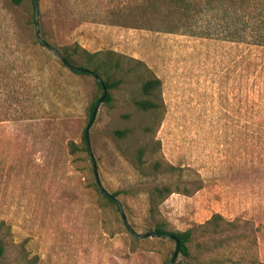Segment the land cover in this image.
<instances>
[{"label": "rangeland", "instance_id": "374dc122", "mask_svg": "<svg viewBox=\"0 0 264 264\" xmlns=\"http://www.w3.org/2000/svg\"><path fill=\"white\" fill-rule=\"evenodd\" d=\"M36 1L51 45L115 52L125 70L136 67L113 101L98 108L89 130L92 158L82 147L91 103L102 96L94 76L75 73L41 48L25 51L35 33L31 14L0 0V64L22 74L5 105L15 117L0 120V264H170L175 242L138 238L121 211L105 207L93 159L137 233L154 228L149 190L173 183L180 191L159 205L170 230L221 214L248 235L199 264H264V47L252 44L255 37L264 42V0L219 1L188 18L164 1L159 9L153 0ZM149 74L162 81L165 108L146 133L141 127L153 119L132 101ZM126 128V138L114 135ZM155 160L179 170L159 173ZM173 264L187 263L179 253Z\"/></svg>", "mask_w": 264, "mask_h": 264}, {"label": "trees", "instance_id": "16d2710c", "mask_svg": "<svg viewBox=\"0 0 264 264\" xmlns=\"http://www.w3.org/2000/svg\"><path fill=\"white\" fill-rule=\"evenodd\" d=\"M164 1L166 5H169L174 15H178L181 18L190 16L191 11L198 12L201 7L208 4H213L219 1L227 0H153L151 5L159 9L161 5L160 2ZM234 1V0H230ZM245 2V1H244ZM235 3V2H234ZM237 4V3H235ZM10 5L13 8H24L31 14V24L33 30H35V17L37 13V1L36 0H10ZM28 28V24L26 25ZM41 36L50 46L56 49V52L52 51L49 48H45L37 38L36 34L33 33L31 38V43L27 46H24L25 51H30L31 55L33 51L41 48L47 54L52 53L57 56L60 60L57 53L60 55L72 66H76L77 61H84V66L82 68L88 69L87 72H78L73 70L75 73L91 74L92 76L96 75L98 77L96 80L97 87L101 94L104 93V88H106L107 95L103 100V103L110 104L113 101L112 92L118 89L124 81V77L127 73L133 70L136 66L128 68L125 70L124 63L122 61V56L118 55L115 52H96L90 53L89 51L80 48L75 45L74 48L71 46H62L57 47L51 45L43 29L40 28ZM29 41V42H30ZM3 42V41H2ZM254 45L258 47H264V42H260L257 38H254ZM63 66L68 67L66 64L60 60ZM140 63V62H137ZM6 65V66H5ZM4 66L0 64V120H5L7 118L15 117L17 110L10 109L9 106L6 107L8 100L13 98L15 95V90L12 88L14 84L19 81V78L22 77V74L16 72L10 65V63L5 64ZM69 68V67H68ZM14 94V95H13ZM99 100V97L95 98L90 106V118L93 114L95 104ZM11 103V102H10ZM133 106L144 115H147L153 119L152 125L142 126L143 132H150L152 127H157L164 115V101L162 97V81L159 77L154 74H149L141 78L139 96L133 98ZM10 106H12L10 104ZM21 113V112H20ZM129 128L120 129L114 131V135L121 138H126L131 134ZM84 146L83 151H89L87 147L86 137L84 135ZM70 147L75 152L78 150V146L74 143L70 144ZM148 149L147 147H141L137 151V168L143 170L145 162L143 157L146 155ZM153 169L159 173L168 174L170 176L176 175L177 167L170 164H163L159 160H155L152 165ZM95 189L102 196L105 207H115L117 211H120L118 206L117 196L119 193H110L113 197H110L104 194L96 180L94 183ZM184 194L189 193L187 188H184ZM180 191V188H173V183L161 184L152 187L148 192L149 200V215L153 220V229L151 233H155L160 238H167L175 244L179 243V253L185 259L187 264H199L201 258L210 252L211 250H217L220 247H224L225 244L230 240H234V243L240 244L248 239V235L245 230L240 229L239 221H227L221 214L213 215L205 223L200 224L196 227H191L186 230L173 231L168 228L167 222L161 216L159 205L164 201V199L171 195L174 192ZM226 232H234V236L224 237ZM207 249L206 252L202 250ZM5 249L2 244H0V258L4 255ZM257 260H252L250 264H255Z\"/></svg>", "mask_w": 264, "mask_h": 264}, {"label": "water", "instance_id": "95a60500", "mask_svg": "<svg viewBox=\"0 0 264 264\" xmlns=\"http://www.w3.org/2000/svg\"><path fill=\"white\" fill-rule=\"evenodd\" d=\"M35 34H36V38H37V40H38L41 44H43L44 47H46V48H50L52 51L56 52V49L53 48L52 46H50L46 41H44V39H43L42 36H41L40 25H39V20H38V13H36V17H35ZM57 54H58L59 58L63 61V63L66 64L70 69L75 70V71H78V72H87V71H88V69H85V68H82V67H76V66H72V65H70V64H69V63H68V62H67V61H66V60L60 55V53H57ZM94 77H95L97 80H99L98 77H97L96 75H94ZM99 81H100V80H99ZM103 88H104V93H103V95L99 98V100L97 101V103L95 104V107H94V110H93V114H92V116H91V119H90L89 125H88V127H87V129H86V132H85V137H86L87 147H88L90 153H91V147H90L89 130H90V126L92 125V123H93V121H94V119H95V117H96V113H97V111H98V108H99L100 104L103 102L104 98H105L106 95H107L106 88H105V87H103ZM91 156H92V158H93L92 153H91ZM93 164H94V173H95V176H96V180H97V182H98V184H99V186H100L102 192H103L104 194L110 196V197H113V196H112V195H111V194H110V193H109V192H108V191L102 186L101 181H100V179H99V177H98V173H97V165H96V162H95L94 159H93ZM118 206H119V209H120V211H121V213H122V217H123V219H124V222H125V224H126L128 230H129L134 236H136V237H138V238H146V237H155V236H158V235H156L155 233H151V232H148V233H145V234H139V233H137V232L134 230V228H133V227L129 224V222L127 221V219H126V215H125V213H124V211H123V208H122V205H121L119 202H118ZM178 255H179V243L177 242V244H176V249H175V252H174L173 257H172V259H171L170 264H173V263L175 262V260L177 259Z\"/></svg>", "mask_w": 264, "mask_h": 264}]
</instances>
